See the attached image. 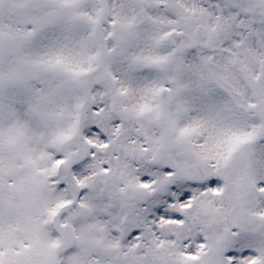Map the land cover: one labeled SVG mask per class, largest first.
<instances>
[{"label": "snow or ice", "instance_id": "snow-or-ice-1", "mask_svg": "<svg viewBox=\"0 0 264 264\" xmlns=\"http://www.w3.org/2000/svg\"><path fill=\"white\" fill-rule=\"evenodd\" d=\"M0 264H264V0H0Z\"/></svg>", "mask_w": 264, "mask_h": 264}]
</instances>
